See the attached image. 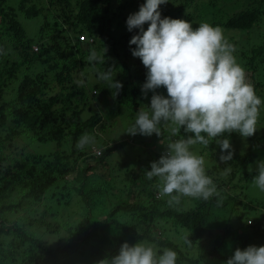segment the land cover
I'll list each match as a JSON object with an SVG mask.
<instances>
[{"label":"trees","instance_id":"16d2710c","mask_svg":"<svg viewBox=\"0 0 264 264\" xmlns=\"http://www.w3.org/2000/svg\"><path fill=\"white\" fill-rule=\"evenodd\" d=\"M8 1L0 0V264H98L117 255L124 242L146 240L175 250L177 264H203L208 258L225 264L237 248L264 241V219L252 224L236 211L239 203L255 206L231 195L237 189L243 193L244 181L248 185L262 135L244 138L245 148L232 145L242 138L238 133L216 138L231 142L234 154L227 163L219 159L216 139L208 147L200 146L222 204L218 206L214 196L208 201L193 198L189 206L182 197L179 205L169 206L167 198L158 199L156 178L148 180L144 173L166 153L169 142L190 134L181 129L172 135L169 125L161 122V136L151 137L166 138L164 149L122 173L115 171L112 156L127 146L134 148L132 143L143 135L128 134L110 142L95 133L116 124L126 103L135 113L150 106L153 92H142L147 69L138 57H131L136 46L127 47L139 29L128 31L124 13L130 6L137 12L145 0H21L16 7ZM160 11L162 18L187 20L193 28L206 22L222 30L250 32L264 20V0H168ZM20 15H43L36 36L28 34ZM225 39L234 46L245 73H250L247 82L264 101L262 36L255 45L247 38L246 50ZM91 50L101 52L104 59L97 54V60L89 62ZM108 68L124 79L116 95L98 79V72ZM165 90L161 87L156 93L166 97ZM108 96L113 103L103 113L96 105ZM84 133L102 142L78 150L76 143ZM32 141L55 142L57 148L48 154L37 152ZM94 148H101V154L96 155ZM227 168L231 171L224 175ZM73 204L80 217L71 224L59 220ZM237 218L244 223L235 224ZM247 226L252 231L244 236L240 230ZM172 230L187 233H182L184 243L171 236ZM230 242L232 252L222 251ZM194 245L198 251L187 253L185 247ZM89 246L94 249L88 252ZM77 254L82 261L73 257Z\"/></svg>","mask_w":264,"mask_h":264},{"label":"clouds","instance_id":"9594fccd","mask_svg":"<svg viewBox=\"0 0 264 264\" xmlns=\"http://www.w3.org/2000/svg\"><path fill=\"white\" fill-rule=\"evenodd\" d=\"M167 3L168 0H145L126 20L128 31L139 29L129 45L136 46L132 55L147 69L142 92H153L150 106L139 109L126 133L161 136L158 125L164 122L172 135H178L181 129L190 134L169 142L166 153L151 162L145 177L156 178L158 199L167 198L169 206L179 205L182 197L208 201L214 196L219 206L223 198L206 172L205 160L191 149L197 144L208 147L210 141L225 133H238L242 138L254 136L264 101L247 82L245 70L233 54L235 48L225 39L223 30L206 22L193 28L187 20L162 18L160 6ZM87 59L96 61V51L91 50ZM98 79L115 90L113 95L123 87L114 81L112 68L98 72ZM83 83L77 81L80 86ZM161 87L166 89V97L156 93ZM94 143V137L84 133L76 148L82 151ZM216 143L221 150L220 161L232 160L230 140L216 139ZM230 171L227 168L223 174ZM256 173L252 183L264 192V161L256 162ZM177 258V252L171 248L124 242L117 255L98 264H177ZM225 264H264V246L237 248Z\"/></svg>","mask_w":264,"mask_h":264},{"label":"rangeland","instance_id":"374dc122","mask_svg":"<svg viewBox=\"0 0 264 264\" xmlns=\"http://www.w3.org/2000/svg\"><path fill=\"white\" fill-rule=\"evenodd\" d=\"M21 0H9L8 4L12 5V6H17L19 4ZM117 5H119L121 2L117 1L116 2ZM135 13V11L132 10L131 6L126 8L124 10L125 16L128 18V16L130 15V13ZM129 14V15H128ZM124 16V17H125ZM20 20L22 22V24L24 25L25 29L27 30L28 34L30 36H36L38 34V29L43 21V15H39L36 17H25L24 15H20ZM264 19V18H263ZM119 31H123V30H119ZM223 34L224 37L227 39H230L231 42H235L236 43V48L241 49V50H246L245 47L243 46V44H245V40L247 41V38L250 39V41L252 43L258 44L259 39L262 36V43L264 42V20H262L259 24H257L254 27V30H250V32L244 31V32H240L237 30H223ZM130 45L128 44L127 47H129ZM240 50L236 51L239 52ZM130 52H132V50H130ZM124 53V52H123ZM97 54H102L97 53ZM103 59V54L100 55ZM132 59H134L133 55H131ZM130 57V58H131ZM122 58H126V55H122ZM136 58V57H135ZM94 76V74H92ZM250 73H248V71L246 70V76H249ZM114 78L115 81H119L120 83H124V79H122V77L120 78L118 72L114 73ZM264 81V80H263ZM264 90V87L263 89ZM165 92H167L165 90ZM113 103L112 97L108 96L106 97L102 103H99L98 105H96L103 113H105V111H107V109H110L111 105ZM131 106V105H130ZM129 108V104L126 103L123 107H122V111L120 113V115L117 118V122L116 124H114L113 126L109 127L108 130H106V132H103V130H99L97 129L95 131L96 135H100L101 137H107V139L111 142H116L118 140H122L124 138L127 137V133L126 130L127 128L134 123L135 117L137 115V113H135L133 110V108L131 107V109ZM259 129V130H258ZM260 132V134H258ZM256 135H262L261 141L258 145H256L257 151L258 152V157L255 159V161L252 163L251 165V172H252V176L250 177V181L248 183V185H246L245 181H244V185L246 186L245 189H243V193L239 190V189H235L236 191H231V195L235 196L236 198H242L246 201V203H250L251 205H254L255 207L253 209H250L247 207V204L244 205V203H239V207L236 211L238 212V215H241L240 218H245L247 222H251L252 224H255L256 221H261L264 219V192L260 191L257 187H255L252 183V179L253 177L257 174L256 173V162L257 161H264V105H261L260 107V117L258 120V124H257V132L255 134ZM95 141L99 142L102 140H100L98 137L94 138ZM104 139V138H103ZM25 139L21 140V142L19 143L20 147H22L25 144ZM105 141V140H103ZM166 138L162 137V138H155L153 139L151 136H143V138H141L140 140H136L135 144L136 146L134 148H128V146L126 147V149L121 150L120 152H117L115 155L112 156L113 158V162L115 164V171L120 169V171L123 173V171H126L125 168H134L137 167V165H143L144 164V159L147 158V155H154V157L158 156L159 154V150L162 151V149H164V146L166 144ZM31 143V142H30ZM27 144H29V142H27ZM30 145V144H29ZM233 147H240V148H245L246 146V139L241 138L240 137L237 139V141L232 143ZM236 145V146H235ZM32 146L35 148V150L37 152H41V153H50V151H54L57 148V145L55 142H48V143H39L38 141H32ZM201 145L197 144L195 146L192 147V151L195 154L201 155L203 156V158L205 157L204 154L201 153ZM131 147V146H129ZM236 147V148H237ZM127 160V162H126ZM126 177V176H122ZM117 180L119 181V177H117ZM111 182H114V179L110 180ZM128 182V181H127ZM124 188V187H123ZM124 191H122L123 193ZM244 196H243V195ZM245 197V198H244ZM193 198H189L187 197V201H191ZM191 206L192 202L189 203ZM42 209V208H39ZM41 211V210H40ZM50 211V209H49ZM79 208L76 205H72V207L70 209H66L64 210V218L63 217H58L59 220H62L64 223L69 222L70 224L73 222V220L75 219V217H80V214H78ZM17 215V214H16ZM16 215L13 217V219L16 217ZM240 218H237L235 220V224L239 223L240 224L244 223L243 220H241ZM244 219V220H245ZM250 219H254V220H250ZM50 220V219H49ZM256 220V221H255ZM65 225V224H63ZM41 231H44V229H42ZM240 231H245L243 232V235H249L252 231L251 227H246ZM172 235L173 238H178L180 239V241L184 240V235L182 233H184V230H181V233L176 232L175 230H172ZM246 232L248 234H246ZM186 233V232H185ZM187 234V233H186ZM231 238V237H230ZM229 238V240H230ZM210 239V238H208ZM142 243H152L150 241H141ZM130 245H134L137 242H128ZM184 243V241L182 242ZM230 245H227L225 247L222 248V251H230L233 250V244L234 242H230ZM257 246H264V241H260L257 243ZM94 249V247H87V251L89 252L90 250ZM187 249V253H194L197 252V246L194 245V247L192 248H186ZM73 257H75L78 261H82V256L77 254L74 255ZM98 259H96L95 261H97ZM99 261V260H98ZM84 262V261H83ZM98 263V262H97ZM202 264V263H201ZM203 264H224L223 262L217 261V260H213L211 258H208L206 261L203 262Z\"/></svg>","mask_w":264,"mask_h":264},{"label":"built area","instance_id":"2783aa9c","mask_svg":"<svg viewBox=\"0 0 264 264\" xmlns=\"http://www.w3.org/2000/svg\"><path fill=\"white\" fill-rule=\"evenodd\" d=\"M80 39H81V40L86 39L85 35H80ZM93 151H94L95 153H97L96 155H100L101 152H102V149H101V148H94Z\"/></svg>","mask_w":264,"mask_h":264}]
</instances>
